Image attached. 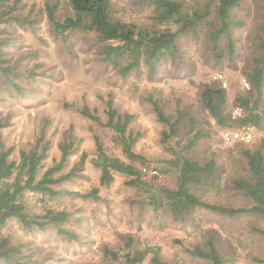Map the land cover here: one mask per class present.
<instances>
[{
	"label": "rangeland",
	"instance_id": "rangeland-1",
	"mask_svg": "<svg viewBox=\"0 0 264 264\" xmlns=\"http://www.w3.org/2000/svg\"><path fill=\"white\" fill-rule=\"evenodd\" d=\"M193 10L195 0H181ZM27 13H37L36 27L14 25L13 35L17 43L10 47L12 61L26 56L17 69L29 70L36 67L45 76L39 83L28 81L26 95L8 93L0 101V118L9 119L10 125L3 128V139L13 147L16 159L21 150H31L46 121L47 138L51 141L48 157L43 161L40 175L60 158V144L70 132L74 134L77 150L69 159L65 172L76 163L82 152L89 154L85 164V177L65 182L61 187L69 191L89 192L99 189L100 200L83 199L67 194L42 201L41 194L26 192L28 209L32 213H43L46 208L65 209L72 213L67 227L79 235L78 240L64 239L54 228L29 230L17 218H11L0 226V239L9 238L14 245H24L29 259L35 264H99L108 261L104 257V247L119 249L129 237H134L135 248H159L161 258L171 264H210L191 255L188 249L202 244L212 234H217L219 247L227 258V264H263L257 258L264 254V238L256 228L264 229V217L240 215L230 218L205 209H198L189 223H175L169 214L157 213L149 207L142 209L147 194V185H177L176 173L166 163L172 153L162 142L165 126L158 120L149 97L162 105L166 114L195 117L197 129L207 134L198 140L194 154L200 161L215 160L220 167V191L208 189L202 196L213 203L230 205L243 204L240 196L231 189L233 180L248 175L247 161L243 148L256 149L264 145V127L244 126L225 129L218 126L208 112L203 109L201 93L207 85L218 82L226 89V111L241 116L242 109L235 105L239 94L257 96L256 90L244 75V69L253 66L259 55V37L264 27V0H242L234 11L236 20L243 25H235L232 38L235 55L217 60L209 39L215 24L213 13L197 36L186 35L179 39V51L174 57H167L157 64L153 74L147 66L122 76L112 65L101 61L102 48L91 33H73L64 43L51 31L44 7L47 3L58 4L57 15L63 20L72 14L68 0H26ZM115 17L148 26L154 25V5L151 0H111ZM213 10L214 4L210 7ZM43 9L44 11H41ZM228 42L222 37L221 44ZM38 50L39 56H32ZM261 103L264 105V87ZM109 98L121 112L134 114L130 128L141 136L134 150L144 157L129 159L115 139V133L105 125L83 116L79 109L88 105L97 109L102 120L107 119L106 102ZM71 104L66 106L65 104ZM238 110V111H237ZM179 139L186 141L185 130L181 129ZM230 132L229 135L227 133ZM235 133H239L236 135ZM103 140L106 150L120 157L139 170L144 187L128 184L130 176L116 173L110 185H101L100 170L90 162L95 152L94 135ZM178 139V140H179ZM175 141V140H174ZM166 169V171H164ZM157 171V173H154ZM146 190V189H145ZM26 244V245H25ZM58 256L55 259L54 256ZM148 253L140 264H152ZM0 264H9L0 260Z\"/></svg>",
	"mask_w": 264,
	"mask_h": 264
},
{
	"label": "trees",
	"instance_id": "trees-1",
	"mask_svg": "<svg viewBox=\"0 0 264 264\" xmlns=\"http://www.w3.org/2000/svg\"><path fill=\"white\" fill-rule=\"evenodd\" d=\"M68 1L72 14L66 15L63 20L57 15L58 4L47 3L45 11L40 9L45 12L53 34L66 43L73 33H92L102 48L101 61L112 65L122 76L138 71L143 65L153 74L157 64L178 53L180 37L197 36L203 23L205 25L210 21L208 17L211 13L214 14V20L209 24L216 25L209 35L211 49L217 60L226 55L232 60L236 52L232 38L233 26L243 25L242 20L238 21L234 17V11L242 4V0H195L192 11L181 0H151L154 5L152 26L115 17L111 0ZM213 4L215 8L211 10ZM25 10L26 0H0V101H3L8 93L14 92L20 96L28 94L25 88L27 82L39 83L38 80L46 75L45 72L43 75L38 73L36 67L29 70L17 69L16 65L26 56L11 60L10 47L17 43L12 30L14 25L33 28L37 24V13L32 16L30 11L26 13ZM262 29L264 33V27ZM223 36L228 39L225 46L221 44ZM259 39V55L254 57L253 66L244 69V75L256 90L257 96L253 98L249 94H239L235 98V105L242 109L241 116L233 117L226 111L227 93L221 83L207 85L201 93L203 109L222 128L236 129L250 125L256 128L264 127V105L261 103L264 87V34H260ZM39 54L38 50H34L32 56ZM149 101L158 120L165 126L162 142L173 156L166 163L175 171L177 185L174 188L147 185L143 190L148 199L141 202L142 209L149 207L157 213H167L175 223H189L198 209L230 218L245 214L264 217V145L254 150L242 149L247 161L248 175L233 180L231 189L240 196L243 204L234 206L213 203L204 199L202 194L208 189L220 191V167L215 160L202 162L193 153L198 140L207 137V134L196 128L195 117L186 118L181 112L168 115L158 100L150 96ZM65 105L71 106L68 103ZM79 112L113 130L122 152L129 159L144 163V157L134 150L141 133H135L130 128L134 119L133 113H121L112 98L106 102L105 121L97 109L88 105L80 108ZM48 123L49 121L45 122L33 148L21 150L19 158L16 159L12 156L13 147L6 145L2 133L3 128L10 125V121L0 118V226L11 218H17L29 230H44L50 227L64 239L78 240L79 235L66 226L71 221L70 211L49 207L43 213H32L27 206L26 192L41 194L42 201L67 194L95 201L101 199L98 188L79 192L61 187L65 182L85 177L83 172L89 157L88 152L83 151L79 160L65 172L70 157L77 150L72 132L60 144V158L40 175L43 161L48 157L51 147V141L46 135ZM181 129L185 130V142L180 140ZM94 140L96 148L91 154L90 162L100 170L101 185H110L115 179V174L122 173L131 177L128 184L144 187L145 182L141 177L143 170L110 154L100 136L95 134ZM256 231L264 238L263 228H256ZM219 243L217 234H212L202 244H196L188 251L210 264H227L228 260L223 255ZM134 246V237H129L119 249L105 246L103 253L108 261L99 264H140L148 253H152V264H171L161 258L158 247L139 249ZM54 258L59 260L56 255ZM0 260L9 264H35L34 260L29 259L24 245L16 246L9 238L0 239ZM257 261L264 264V254L257 258Z\"/></svg>",
	"mask_w": 264,
	"mask_h": 264
},
{
	"label": "built area",
	"instance_id": "built-area-1",
	"mask_svg": "<svg viewBox=\"0 0 264 264\" xmlns=\"http://www.w3.org/2000/svg\"><path fill=\"white\" fill-rule=\"evenodd\" d=\"M229 134H230V132L227 133V135H229ZM235 134L238 135L239 133H235ZM143 171L146 172V171H148V169L147 168H144ZM154 173H157V171H154Z\"/></svg>",
	"mask_w": 264,
	"mask_h": 264
}]
</instances>
